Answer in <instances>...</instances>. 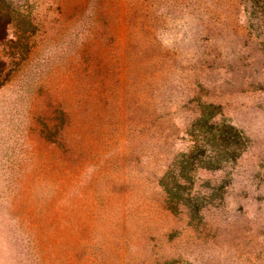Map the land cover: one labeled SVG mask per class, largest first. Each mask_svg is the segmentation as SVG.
Segmentation results:
<instances>
[{
    "label": "rangeland",
    "instance_id": "1",
    "mask_svg": "<svg viewBox=\"0 0 264 264\" xmlns=\"http://www.w3.org/2000/svg\"><path fill=\"white\" fill-rule=\"evenodd\" d=\"M0 6V264H264V0Z\"/></svg>",
    "mask_w": 264,
    "mask_h": 264
},
{
    "label": "trees",
    "instance_id": "2",
    "mask_svg": "<svg viewBox=\"0 0 264 264\" xmlns=\"http://www.w3.org/2000/svg\"><path fill=\"white\" fill-rule=\"evenodd\" d=\"M8 12L4 13V9L0 6V40L3 38V33L6 31V28L4 29V25L6 24L5 21H8ZM7 18V19H6ZM205 124L209 125V131L213 132L215 135V138L221 139L223 142L224 141H230L231 139V134L229 135V131L226 130L225 128H221L218 126V124L209 122L208 120L205 121Z\"/></svg>",
    "mask_w": 264,
    "mask_h": 264
}]
</instances>
